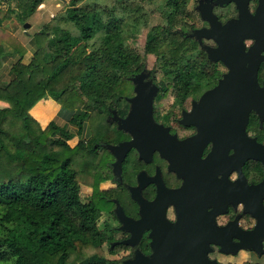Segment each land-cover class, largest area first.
Segmentation results:
<instances>
[{
  "label": "trees",
  "instance_id": "1",
  "mask_svg": "<svg viewBox=\"0 0 264 264\" xmlns=\"http://www.w3.org/2000/svg\"><path fill=\"white\" fill-rule=\"evenodd\" d=\"M14 1L7 12L22 25L45 2ZM84 1L70 0L27 43L0 14V264H108L102 253L106 234L99 227L105 204L93 197L84 201L81 187L111 177L101 175L113 160L105 144H114L121 133L107 120L110 110L125 114L127 83L150 54L182 99L220 76L218 70L207 73L206 52L187 34L195 27L189 23L195 13L190 0L167 1L166 23L149 29L140 60L128 41L144 3L155 0H124L120 15L117 6L100 10ZM50 98L73 112L68 121L75 132L55 120L42 128L29 114ZM94 117L98 123L92 124ZM84 124L88 137L72 146L69 140ZM101 151L108 161L95 163Z\"/></svg>",
  "mask_w": 264,
  "mask_h": 264
},
{
  "label": "flooded vegetation",
  "instance_id": "2",
  "mask_svg": "<svg viewBox=\"0 0 264 264\" xmlns=\"http://www.w3.org/2000/svg\"><path fill=\"white\" fill-rule=\"evenodd\" d=\"M195 1L202 24L190 28V37L198 29L211 28L203 14L212 12L223 25L240 16L236 1ZM245 3L240 0V5ZM247 7L252 16L259 11V17L248 20L246 27L256 28L252 35L262 39L258 82L264 87V0H247ZM214 33L217 37L224 35ZM203 34L201 41L196 36L194 39L210 61L207 73H220L211 87L204 84L182 99L175 95L172 79L163 77L156 66H145L130 78L132 91L123 95L121 102L125 114L111 109L107 116L121 133L112 145L135 139L132 132L118 127L113 111L120 118L129 115L138 85L133 79L143 71L149 72L142 82L148 83L147 89L153 84L159 87L152 102V117L160 126L150 127L144 137L136 135L140 148H130L120 167L115 166L117 155L105 144L113 157L109 163L111 177L106 180L110 184L94 191L105 193L102 213L111 216L102 224L99 220V227L106 234L102 247H109L115 255L111 260L105 256L108 264H264V238L249 233L264 223V197L251 191L264 180V163L230 158L236 149L250 148L248 139L264 145V118L253 109L246 123L243 118H230L228 126L219 129L217 125L209 126L201 113L194 114L197 124L185 122L202 95L230 71L224 62L209 58L205 47L217 48L219 44ZM255 36L245 38V52L255 44ZM257 57H248L246 66ZM158 71L162 73L159 79ZM215 147L221 150L219 154L212 153ZM96 198L99 199L98 194Z\"/></svg>",
  "mask_w": 264,
  "mask_h": 264
},
{
  "label": "water",
  "instance_id": "3",
  "mask_svg": "<svg viewBox=\"0 0 264 264\" xmlns=\"http://www.w3.org/2000/svg\"><path fill=\"white\" fill-rule=\"evenodd\" d=\"M228 1L238 2L240 8L238 19L228 21L223 25L212 12L203 14V18L210 22L211 28L198 29L191 36H196L201 41L202 36L200 34L204 33L205 37L216 40L219 44L217 48L205 47L209 58L213 61L224 62L230 67V71L224 74L215 87L207 90L202 95L200 103H195L192 113H188L186 116V123L197 124L194 121L196 120L194 114L201 113L202 119L207 124L209 123V126L214 128L217 125L219 129L223 126L227 127L230 118L234 119V121L243 118L246 123L249 119V112L253 109L259 112L262 119L264 118V87H261L258 82V69L261 63L259 52L260 46H262V39L252 35V32L257 31L256 28L249 29L246 27L248 20H254L259 17V11L252 16L247 7V0H245V5H240V0ZM30 25L29 22L24 24L25 28H29ZM215 31L224 35L217 37L215 36ZM254 36L256 37L255 44L250 48L249 52H245V38H254ZM254 55L258 56L257 59L249 60V65L246 66L247 58L254 57ZM149 74V72L143 71L133 79L138 85L135 89L136 94L131 99L133 107L129 115L126 118H120L117 111H113V117L115 121H118V127L132 132L135 138L120 145L106 144L118 157L115 163L116 167L121 166V160L130 148H140L137 137H144L146 133L148 135L150 127L160 126L155 123L152 117V102L159 92V87L153 84L152 87L147 89L148 83L142 82ZM21 110L19 108V112ZM134 127L137 130L140 128V131H137ZM133 129L137 133H134ZM248 141L250 148L236 149L230 158L238 161L255 159L264 163V145L257 143L255 139H248ZM220 151V149L215 147L212 153L216 155ZM251 191L260 192L262 197H264V180L257 186L251 187ZM249 233L253 237L260 234L263 239L264 223L258 225Z\"/></svg>",
  "mask_w": 264,
  "mask_h": 264
},
{
  "label": "rangeland",
  "instance_id": "4",
  "mask_svg": "<svg viewBox=\"0 0 264 264\" xmlns=\"http://www.w3.org/2000/svg\"><path fill=\"white\" fill-rule=\"evenodd\" d=\"M69 1L70 0H45V2L39 6L38 10L34 13V15H32V17L28 20V22L31 24L29 28H25L24 25L20 24L15 18L14 14L11 15L10 13L7 12L8 8H14V3H15L14 0H10L9 2L0 0V14L1 15L3 14L4 16L6 15L8 17V20H6V23H9L8 30L9 31L13 30L14 35L17 36L22 43H27L30 36H32L33 33L40 30V28H42L48 22H51L52 18L55 15L63 12L67 8ZM122 1L124 0H85L84 2L88 3L92 7H97L100 10H104L105 8H111L112 6H117V14L120 15V14H123V11L120 8V3ZM167 1L168 0H155L152 2H146L143 5V8L139 14L138 21L136 23V28L134 30V33L130 36L129 41H128L129 45L136 52V55H137L136 58H138L139 60L142 59L144 55L143 53H144L145 39H146V35L149 29L156 24L166 23V18H164L163 13H165L166 11H169L170 9V6L167 4ZM195 2H196L195 0H190L188 3L189 10H192V12L194 10L195 12V13H192V18L189 19V23L194 24V25L197 24L198 26H200L202 24V19L200 18L199 14L196 13L197 11H195V5H196ZM171 19H174V17ZM92 41L97 42L98 40L97 38H95ZM146 59H147L146 66L148 67V69L155 68L156 56L154 54H150L147 56ZM161 75L162 73L158 71L157 78L158 79L161 78ZM131 91H132V87L129 83H127L125 93L130 94ZM48 100L50 101L51 98ZM51 101H50L51 105L50 103L46 104V101H45V105L52 108V109L45 110L47 112L46 114L47 117L46 116L41 117L36 111V114L40 118V120H42V122L45 124L49 123L51 120H55L58 124L66 125L69 129L75 132L76 128L72 127L73 125H71V123L68 120L67 121L61 120L60 117L57 116L58 115L56 113L57 110H56V107L54 106H58L59 104L55 103L53 99ZM60 110L64 111L65 109H63L60 106ZM67 112L69 116L73 114V112L71 111H67ZM95 123H98L96 117H94L92 120V124H95ZM89 132H90L89 124L88 125L84 124V128L82 132L80 134H77V136H75L71 140H69V143L72 146L76 145L80 138L88 137ZM102 135L103 133H101V135H97L96 139L102 138ZM77 158L80 161L82 160V157H77ZM107 158L108 156L105 157L104 152L101 151L100 157L94 160V162L100 163L102 160V163H103L105 162V160H107ZM108 173H110L109 169L103 168L101 175L104 176L105 174L107 175ZM106 184H110V181H106V180L105 181H95L92 184H83L81 187L82 199L84 201H89L93 197L94 200H98L102 203L103 201H105L103 199L102 194H101V197L97 199L93 195V193L96 189L98 188L100 189ZM102 214L103 215L100 218V224H102L105 220L111 219V216L108 213L103 212ZM109 222H111V220ZM102 253L110 260L114 258L115 256L113 252H109V247L105 245L102 247Z\"/></svg>",
  "mask_w": 264,
  "mask_h": 264
},
{
  "label": "crops",
  "instance_id": "5",
  "mask_svg": "<svg viewBox=\"0 0 264 264\" xmlns=\"http://www.w3.org/2000/svg\"><path fill=\"white\" fill-rule=\"evenodd\" d=\"M29 41V40H28ZM10 58L7 60V63H6V67H5V70H8V67H9V65H10ZM52 100V99H51ZM50 100V101H51ZM49 100H47L46 101V104H48V103H50V105H51V102H50ZM55 103H57L56 101H55ZM58 104V103H57ZM46 106V107H45ZM54 107H56V110H57V116L58 117H60V119L61 120H69L70 119V117H71V115L69 116V114H68V112H67V110H64V111H61L60 110V104L58 105V106H54ZM36 109H40V110H43V111H45V110H48V109H52V108H50V107H48L47 105H45V101H41V102H39L37 105H35L31 110H30V112H29V114L31 115V116H33L36 120H38L39 121V123L41 124V126H42V128H44L47 124H45V123H43L42 122V120H40V118L37 116V114H36ZM50 111V110H49ZM47 113V112H46ZM56 117V116H55ZM53 118V117H52ZM51 118V119H52ZM54 119V118H53Z\"/></svg>",
  "mask_w": 264,
  "mask_h": 264
}]
</instances>
